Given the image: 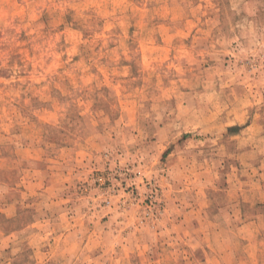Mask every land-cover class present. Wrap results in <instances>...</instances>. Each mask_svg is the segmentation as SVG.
I'll list each match as a JSON object with an SVG mask.
<instances>
[{"label": "rangeland", "instance_id": "obj_1", "mask_svg": "<svg viewBox=\"0 0 264 264\" xmlns=\"http://www.w3.org/2000/svg\"><path fill=\"white\" fill-rule=\"evenodd\" d=\"M0 264H264V0H0Z\"/></svg>", "mask_w": 264, "mask_h": 264}]
</instances>
